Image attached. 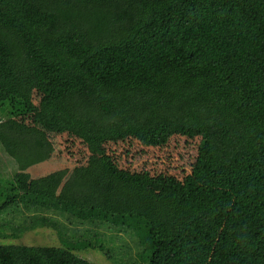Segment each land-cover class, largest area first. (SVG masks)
Returning a JSON list of instances; mask_svg holds the SVG:
<instances>
[{"label":"trees","instance_id":"1","mask_svg":"<svg viewBox=\"0 0 264 264\" xmlns=\"http://www.w3.org/2000/svg\"><path fill=\"white\" fill-rule=\"evenodd\" d=\"M9 57L62 66L76 112L103 121L97 140L88 138L92 152L130 138L155 147L174 135L199 137L194 167L229 186L234 159L220 149L263 156L264 0H0V59ZM33 108L23 84L0 77V149L17 167L50 150L27 120ZM100 152L71 170L0 174L7 237L48 227L60 242L0 245V264H96L76 254L84 249L123 264L115 240L99 237L108 230L135 238L133 264L181 262L190 251L180 235L199 223L214 227L229 207L219 195L203 196L190 175L130 171ZM49 211L107 230L67 232L42 214ZM231 235L248 264H264V212L240 207Z\"/></svg>","mask_w":264,"mask_h":264},{"label":"rangeland","instance_id":"2","mask_svg":"<svg viewBox=\"0 0 264 264\" xmlns=\"http://www.w3.org/2000/svg\"><path fill=\"white\" fill-rule=\"evenodd\" d=\"M0 77H6L16 85L23 84L29 90L34 108L27 120L44 134L50 145V150L43 157L22 167H17L13 159L0 149L1 177L11 176L15 170L27 172L31 177L43 176L61 168L71 170L85 164L90 154H101L100 147L117 161L119 167L130 171L169 174L180 180L190 175L203 196L219 195L229 202V207L218 216L214 227L199 223L180 235L179 242L190 251L185 259L162 264H248L247 250L235 241L231 231L237 227L240 207H256L264 212V153L256 160L245 157L238 147L220 149L219 155L223 159H234L232 167L236 179L229 186L208 178L194 167L199 137L190 139L174 135L165 145L155 147L144 146L130 138L97 145L92 152L88 138L97 140L98 133L103 129V121L91 122L76 112L72 99L74 82L62 66L55 61L1 58ZM239 77L244 79L241 75ZM261 99L264 101V93H261ZM25 213L27 217L24 221L29 222L33 212ZM42 214L54 217L67 232L92 235V230H107L92 223H74L57 212ZM8 222L9 217L0 214V224H4L0 227V245L60 246L56 232L48 227L27 230L18 238L7 237L10 233ZM106 233L107 236L99 231L104 243L109 244L111 241L108 242V238L112 237L116 255L124 254L123 264H133L131 259L136 251L135 238L114 230ZM76 254L96 264H116L97 249L79 250Z\"/></svg>","mask_w":264,"mask_h":264}]
</instances>
